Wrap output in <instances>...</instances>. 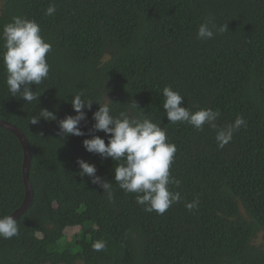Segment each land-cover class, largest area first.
Masks as SVG:
<instances>
[{
	"label": "trees",
	"instance_id": "1",
	"mask_svg": "<svg viewBox=\"0 0 264 264\" xmlns=\"http://www.w3.org/2000/svg\"><path fill=\"white\" fill-rule=\"evenodd\" d=\"M16 16L35 20L52 48L48 78L32 86L39 100L28 103L8 91L0 40V120L28 140L34 189L19 235L0 237V264H264V246L255 243L264 231V0H3L0 32ZM206 20L216 34L201 40ZM167 86L192 112L218 111L217 127L170 123ZM81 92L109 103L114 116L127 110L167 129L177 147L170 172L180 185L170 188L179 203L162 215L145 211L115 181L117 162L85 150L92 135L108 142L93 130L98 103L85 109L84 136L59 135ZM44 108L57 119L31 124ZM238 116L244 125L219 147L217 130ZM78 158L111 181L112 199L79 175ZM23 163L19 139L0 126V216L24 201ZM98 240L106 245L99 252Z\"/></svg>",
	"mask_w": 264,
	"mask_h": 264
},
{
	"label": "clouds",
	"instance_id": "2",
	"mask_svg": "<svg viewBox=\"0 0 264 264\" xmlns=\"http://www.w3.org/2000/svg\"><path fill=\"white\" fill-rule=\"evenodd\" d=\"M53 7H49L46 14L51 15ZM227 25L220 26L218 31L223 32ZM215 24L206 20L197 30V38L209 40L216 34ZM0 40H3L2 60L6 71V85L12 97L19 95L26 102L39 100L41 94L33 91V85H40L49 76L50 65L47 54L52 45L42 36L39 24L27 17L16 16L3 26L0 32ZM164 100L162 107L170 123H187L197 130H202L207 124L216 128L215 121L220 115L218 111L210 108L199 109L192 112L184 106V96L171 86L163 89ZM109 99V98H108ZM110 100V99H109ZM93 102L99 104V108L93 113V130L104 132L105 138L92 135L83 141L86 151L100 155L102 158H111L117 162L114 169V179L126 193H135L136 202L144 207L147 212L155 211L164 214L174 203H179L181 195L172 191L170 185L179 187L180 181L171 175L170 169L177 152L174 143L168 140L167 129L161 123L154 122L150 118H135L129 112L121 111L113 115L110 104L100 100H90L84 94L77 93L72 96V106L76 115H67L59 120V135L84 136L85 132L79 126L87 120L85 109L91 110ZM130 108H139L132 101ZM41 118L56 120V115L44 108L38 117L34 116L31 124H37ZM243 117H237L233 124L227 128L217 130L216 140L219 147L223 148L232 138L235 130L244 125ZM91 131V130H90ZM81 177L88 176L91 183L98 185L103 192L112 199L111 181L97 175V168L83 158H78ZM186 207L192 210L196 202L188 203ZM19 235V225L13 215L0 216V237L11 239ZM106 247L105 242L98 240L93 242L94 251H102Z\"/></svg>",
	"mask_w": 264,
	"mask_h": 264
},
{
	"label": "water",
	"instance_id": "3",
	"mask_svg": "<svg viewBox=\"0 0 264 264\" xmlns=\"http://www.w3.org/2000/svg\"><path fill=\"white\" fill-rule=\"evenodd\" d=\"M0 126L3 127L4 129L11 131L16 135L24 151L23 180L25 186V198L21 207L18 210H16L13 214H11L17 220L28 209V207L32 204L34 199V189L30 180V166L32 162L31 148L27 138L19 128H17L16 126L12 125L9 122L2 120H0Z\"/></svg>",
	"mask_w": 264,
	"mask_h": 264
},
{
	"label": "rangeland",
	"instance_id": "4",
	"mask_svg": "<svg viewBox=\"0 0 264 264\" xmlns=\"http://www.w3.org/2000/svg\"><path fill=\"white\" fill-rule=\"evenodd\" d=\"M3 0H0V2H2ZM70 230V229H69ZM74 234L76 233V229H72V231L70 232V234ZM70 239V238H69ZM69 241V240H67ZM63 243V242H62ZM255 243L257 245H261V246H264V231H262L261 233H259V235L256 237L255 239ZM77 264H83L82 262H79Z\"/></svg>",
	"mask_w": 264,
	"mask_h": 264
}]
</instances>
